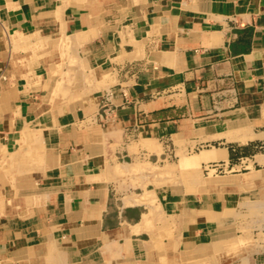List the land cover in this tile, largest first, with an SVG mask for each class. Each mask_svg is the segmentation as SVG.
Segmentation results:
<instances>
[{
  "label": "crops",
  "instance_id": "crops-1",
  "mask_svg": "<svg viewBox=\"0 0 264 264\" xmlns=\"http://www.w3.org/2000/svg\"><path fill=\"white\" fill-rule=\"evenodd\" d=\"M0 264H264V0H0Z\"/></svg>",
  "mask_w": 264,
  "mask_h": 264
},
{
  "label": "bare ground",
  "instance_id": "bare-ground-1",
  "mask_svg": "<svg viewBox=\"0 0 264 264\" xmlns=\"http://www.w3.org/2000/svg\"><path fill=\"white\" fill-rule=\"evenodd\" d=\"M204 152H205V151H204ZM201 154H203V152H202ZM204 156H205V155H204ZM200 157H201V156H200ZM200 157H199V158H200ZM196 158H197V156L194 155V156L192 157V160H195ZM192 162H193V161H192Z\"/></svg>",
  "mask_w": 264,
  "mask_h": 264
}]
</instances>
